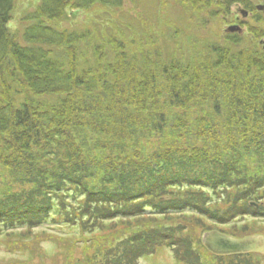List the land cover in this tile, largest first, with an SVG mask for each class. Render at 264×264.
<instances>
[{"label":"trees","instance_id":"16d2710c","mask_svg":"<svg viewBox=\"0 0 264 264\" xmlns=\"http://www.w3.org/2000/svg\"><path fill=\"white\" fill-rule=\"evenodd\" d=\"M248 1L203 0L205 5L199 6L205 10L214 3L224 6L229 17L242 5L249 8ZM15 2L0 0V85L10 87L18 83L15 88L21 89L29 101L16 106L4 104L9 101L6 92H0L3 94L0 97L3 99H0V197L9 194L4 187L14 186V181L28 187L39 173L55 182L58 177L54 179V175L59 174L66 189L61 185L50 189L64 190V200H52L49 193L40 200L34 192L37 201L20 204L15 220L5 219L0 239L28 231L31 232L25 237L28 240L47 234L46 238L59 240L57 251L62 257L63 241L82 243L84 247L88 245L84 244L85 240H89L85 233H81L82 237L69 238L62 230L89 225L88 232L92 234L99 228L110 233L109 227L115 223L116 231L129 228L115 237L126 239L121 244L126 250L106 262L98 260L95 251L92 255H82L83 260L73 257L74 263L140 264L142 258L166 248L182 264H208L202 252L226 264H234L230 260L250 264L248 261L258 254L217 257L205 250L202 236L190 231L195 225L184 224L177 234L168 230H173L174 225L167 226L165 217L172 218L170 215L174 213L182 217L194 215L200 209L197 192L204 191L197 184L205 183V179L218 192L213 193L209 186L203 194L207 193L216 203L228 193L253 190L252 200L262 204L256 211L264 210V50L257 43L264 39V31H250L256 43L249 47L252 52L248 57H244L247 49L244 44L250 45L249 41L241 37L244 27L232 34L227 31L226 47L217 43L204 47L201 61L204 64L191 61L194 65L190 64L187 72L184 71L187 67L173 58L163 68L161 77L169 79L180 70L184 80L173 79V89L162 99V89L155 90L149 83L148 70L145 71L148 76L143 74L148 69L146 63L144 67L135 58L131 59V49L122 44L110 55L105 42L90 40L87 31L62 28L76 11L90 10L96 5L119 8L125 0H40L35 10L26 13L19 27L11 31L8 24L13 20ZM239 20L238 25L243 26L244 21ZM234 47L240 50L233 51ZM206 68H214L221 77L214 79L212 72V76L201 74ZM10 76V82H3ZM219 87H224L223 93L218 91ZM235 98L240 101L235 102ZM192 152L206 156L204 175L193 172L185 160L175 163L183 170L178 171L181 175L168 170L170 166L166 164L173 160V155ZM47 161L51 169L42 172L41 163L45 165ZM125 164L132 167V176L137 169L140 175H147L148 170L153 172L144 176L146 183L152 179L144 196L160 209L148 213L144 196L120 189L128 180L124 181L123 174L116 177V173ZM112 190L116 192L105 196ZM128 205L140 208L129 212ZM247 206L254 211L250 203ZM251 211L244 210L242 214ZM21 213L25 217H20ZM142 215L153 218L146 222L144 230L140 229L142 224L121 226V222L128 220L137 223L134 220ZM258 215L251 223L243 220L239 234L217 228L210 230L238 239L254 234L263 236L264 227L261 231L254 228L257 224L259 229L264 225V213ZM50 221L58 223L60 232L43 230L44 233L38 234L37 230ZM207 231L202 230V235ZM19 249L24 251L22 247ZM98 251L101 254L103 250Z\"/></svg>","mask_w":264,"mask_h":264},{"label":"rangeland","instance_id":"374dc122","mask_svg":"<svg viewBox=\"0 0 264 264\" xmlns=\"http://www.w3.org/2000/svg\"><path fill=\"white\" fill-rule=\"evenodd\" d=\"M15 3L16 6L12 14L13 20L8 24L11 31H15L19 27V21L24 15H26V13L35 10L36 6L39 5L40 0H16ZM200 3L204 4L203 0H125L123 5L119 8L96 5V7L90 10H80L74 12L71 15L70 21L63 23L62 28H77L82 32L87 31L90 35V40L93 38L94 41L100 39L105 42L110 55L113 53V50L120 49L122 44L124 48L131 49V59L135 58L138 60V63H141L144 67L147 65L148 69H145L143 74L145 76H148V74L150 75L149 83L153 89H162L161 92H163V95L161 98L163 99V97L167 98L168 94L173 89L175 84L173 79H175L176 82L184 80L180 70L177 72L176 76L173 75V77H171L170 75L169 79H167V77H161V74L163 75V68L167 66V63L173 60V58L178 59L183 66L187 67V69L184 70L185 72H187L188 68H190V64L194 65L193 63H190L191 61L196 62L197 65L204 64L201 62L203 60V56H205L203 48H208V46L216 43L224 46L227 45L228 41L224 37L231 26H238V31L245 27L241 37L246 38L249 41L250 45L244 44V48H247L244 51V57H248L252 52V49H249V47L251 45H255L256 43V38H253L250 31L256 30L258 33H262L264 31V0H249V8L248 6H245V8L244 5H242L238 12L234 10L235 12H231L229 17H226L225 15L224 6H218V4L216 6L214 3L205 10L199 6ZM242 11L247 12L245 16H243ZM235 19L238 23H231ZM239 19L244 21L243 26H239L241 22ZM257 43L258 46L264 50V39L258 40ZM232 50H240V47H234ZM206 52L208 53L207 50ZM95 60L96 58H93V61ZM5 66V64L2 66L3 70H5ZM205 67L209 69L207 64ZM208 69L202 70L201 74H208L209 76H212V72L214 73V79L221 77V73H219V71H215L214 68L211 70ZM146 70H148V74H145ZM230 75L231 72H229L228 77ZM11 78L12 77L10 76L9 78L4 79L3 82L9 81ZM17 86H19L18 83H14V86L10 87L0 85V92L5 91L6 93H4L9 101H6L4 104L9 103L16 106L17 104L20 105L22 102L29 101L27 100L26 94L21 93V89L18 90L15 88ZM10 88L14 89L10 91ZM217 89L221 93L224 92V87H219ZM2 96L3 94L0 93L1 98H3ZM1 100L0 102L2 103ZM33 101L35 102L34 99ZM238 101H240V99L235 98V102ZM187 154L188 155L181 154L180 156L173 155V160H170L166 164L170 166V169L168 170H170V172L175 171L181 175L179 172H182L183 170H180L176 164H181V162L185 160L189 168L193 169V172L204 175V173H206L205 169L207 168L204 164L206 156L199 155L195 152ZM59 155L60 154H58V156ZM171 163H173L175 167L172 166ZM41 164L42 166L40 167V170L42 172H44L43 169L50 171L51 167L49 166L50 163L48 161L45 162V165L44 163ZM126 165L128 164L120 167V171L116 173V177L123 174L124 181L128 180L124 186L120 187V189L126 192H132L135 196L139 193V196L143 197L144 194H146L144 191L148 190L147 187L152 182L151 179L149 183H146L144 176H151L153 172L148 170L147 175L145 173L140 175L138 173L139 170L137 169L136 174L134 173V176H132V167H126ZM74 168L77 169L76 167ZM57 177L58 180L55 182V180L53 181L49 176L43 177V173H39V175L33 179V183H29L28 187H25L23 184H19V182L16 181H14V186L10 188L4 187L3 190L9 191V194L5 193L2 197H0V203L2 204L0 206V229H2L1 227L4 224L3 222L5 219L9 221L15 220L16 213L21 210L20 204H26V202L34 203L37 201V199H35L34 192L38 193L37 197L40 200L46 199L48 193L52 200L59 198L64 200V190H59L58 188L50 190L51 188L59 187L60 185L65 188L64 182L61 180L62 177L56 173L54 175V179ZM69 178H72V176L70 175ZM199 179L202 181L201 178ZM204 182L205 183L203 184L202 182L195 184L203 187L202 189H204V191L210 186L213 193L218 192V190L215 192L211 188L210 183L206 179ZM206 183L208 186H205ZM110 186L111 185L108 184V188H110ZM161 186H165V184H161ZM235 190L236 187L233 191ZM204 191L200 190L197 192L198 195L196 196L199 197L198 202L200 203V209L194 215L188 216L184 214L182 217L174 213L170 215L172 218L169 216L165 217L167 226L172 227L174 225V228L172 227L173 230L168 229L169 231H174L178 234L181 232L179 231V228L182 225L191 224L195 225V229H191L190 231L194 234L196 233L199 237L203 236L202 230L209 231L210 228H217L226 232L239 234L241 232L239 229L244 224L243 220L251 223L253 218L259 217L258 214L264 213V210L256 211V209L262 207L260 206L262 204L259 203V201H255V203L252 200L253 195L250 194H252L253 190H251L250 193H243L240 191L228 193L227 197L225 196V199L223 198V200L217 203L215 199H211L207 193L203 194ZM262 191L263 190L261 189V192H259L260 195L262 194ZM115 192L116 190L114 192L112 190L111 193L105 194V196H110ZM199 195H201V197ZM142 199L143 202H145V209L148 213L150 211L160 209L158 206H154L152 203H149L150 199L147 197L144 196ZM188 202L191 203V200ZM248 203H254L258 207L252 206L254 211H251V209L247 206ZM139 208L140 206L134 207L132 205H128L126 210L129 212H135ZM244 210H248L249 212L251 211L253 215L250 216L249 214L251 213H247L246 215H244L245 213L242 214ZM9 211H12L11 214L14 215V217L11 216ZM129 212L127 213L128 215L130 214ZM128 215H124L125 218H127ZM19 216L25 217L23 213L19 214ZM123 220L125 219L123 218ZM150 220H153L151 216L142 215L136 217V220H134L137 223H131L128 220L121 222V226L124 225L128 228L133 225L142 224L143 226L140 225V229L144 230L146 222L150 223ZM29 221L34 222V220ZM207 221L208 225L206 224ZM258 223L260 222L258 221ZM98 224L102 225L99 222ZM21 227L25 228V226ZM88 227L89 225L83 226L82 228L72 227L71 230H62L61 233H67L69 238L80 237L81 233H85L88 235L89 239L85 240L86 242L84 244L88 245L84 247L82 243L68 242L67 244L63 241L61 246L64 245L63 248L65 249L62 257L59 254V250L57 251V244L59 243V240L53 237L46 238L45 236L47 234H40L43 230H45L46 233H59L61 227L59 228L58 223L50 221L44 224L42 228L38 229L39 231L37 230L40 235H38L39 237L35 240H28L30 238H25L31 233L29 231L23 232L17 237L16 235H6L3 239H0V264H75L74 258H78V260H81L79 258H82L83 260L85 258L82 255H92L95 251H97V259L102 262H106L107 260L117 257V253L121 254L122 250H126L124 249L125 246L121 245L124 238H122V236H119L118 238L115 237L122 233V231L128 230L129 228L119 229L116 231L117 226H115V223H112L109 227L111 230L110 233L107 231L103 232L101 231L102 229L100 230L99 228L92 234L90 230L88 232ZM256 227H259V225L257 224ZM256 227L254 226L255 231H261L263 230L264 225H261V229ZM130 229L132 231V228ZM176 237L178 238V236ZM196 244L198 243L196 242ZM20 246L24 249V251L19 249L21 248ZM28 247H31L33 250L28 249ZM15 248L18 249L16 250ZM99 249L103 250L101 254L98 251ZM108 250L111 251L107 253ZM33 254L36 255L35 258ZM201 254L207 259V262H209L208 264H226L221 259L217 260L210 256L207 257L203 252ZM242 261L244 262L247 260L242 259ZM248 262L250 264H264V255L258 254V256H253V259ZM230 263L237 264L240 263V261L230 260ZM140 264L182 263L176 260L175 255L172 254L169 249L163 248V250H160L150 257L142 258Z\"/></svg>","mask_w":264,"mask_h":264},{"label":"water","instance_id":"95a60500","mask_svg":"<svg viewBox=\"0 0 264 264\" xmlns=\"http://www.w3.org/2000/svg\"><path fill=\"white\" fill-rule=\"evenodd\" d=\"M246 11H242L243 16ZM238 26L229 27L228 32L238 31ZM251 206L258 207L254 203ZM201 242L205 250L217 257H230L241 254H262L264 255V235L254 234L241 239L226 235L218 231H207L203 234Z\"/></svg>","mask_w":264,"mask_h":264}]
</instances>
